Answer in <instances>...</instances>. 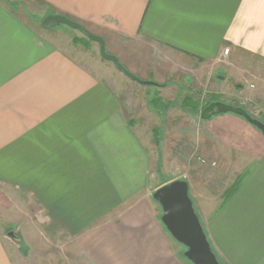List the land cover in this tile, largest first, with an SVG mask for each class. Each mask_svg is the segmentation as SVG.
I'll return each instance as SVG.
<instances>
[{
  "label": "crops",
  "instance_id": "1",
  "mask_svg": "<svg viewBox=\"0 0 264 264\" xmlns=\"http://www.w3.org/2000/svg\"><path fill=\"white\" fill-rule=\"evenodd\" d=\"M26 2L79 22L128 71L166 89L176 61L216 64L226 48L264 58V0H0V207L33 214L45 240L74 243L88 264H187L151 198L152 158L125 96L101 76L122 79L96 42L29 22ZM247 123L232 113L205 122L213 150L236 143L254 157L232 194L201 206L225 264H264V136ZM0 264H14L1 234Z\"/></svg>",
  "mask_w": 264,
  "mask_h": 264
},
{
  "label": "rangeland",
  "instance_id": "2",
  "mask_svg": "<svg viewBox=\"0 0 264 264\" xmlns=\"http://www.w3.org/2000/svg\"><path fill=\"white\" fill-rule=\"evenodd\" d=\"M25 6L27 20L39 29L45 8L38 3L26 2ZM53 29H64L83 37L78 30L64 24ZM94 45L99 55L98 45ZM235 54V58L225 55L223 61L216 64L199 63L191 67L176 61L171 65L173 72L170 79L178 80L177 84H168L166 89L130 80L110 61L98 56V60L106 63L112 73L124 82L116 77L112 80L109 72L101 76L115 82L116 90L125 96L123 107L126 117L152 158L151 188L186 178L195 210L203 219L206 214L201 206L205 205V197L219 201L235 178L254 162V157L243 156L236 143H232L227 150H213L207 145L204 142L206 138H212L209 139L211 143H216L218 139L205 132L207 120L200 118V106L209 100L238 105L264 123V58L257 54ZM158 60L161 65L165 64V58L160 56L152 64L153 67L159 65ZM223 133L222 136L227 137ZM201 169L208 177L200 176ZM17 208L8 210L7 207H0V234L14 264H88L74 243L63 246L51 244L40 235L33 214L21 208L19 212ZM170 238L183 260L192 264L183 255L184 246Z\"/></svg>",
  "mask_w": 264,
  "mask_h": 264
},
{
  "label": "water",
  "instance_id": "3",
  "mask_svg": "<svg viewBox=\"0 0 264 264\" xmlns=\"http://www.w3.org/2000/svg\"><path fill=\"white\" fill-rule=\"evenodd\" d=\"M60 24L76 29L87 39L96 42L100 56L112 62L114 67L129 79L143 85H157L153 81L141 79L128 71L115 55L106 51L103 38L91 33L79 22L61 14H48L40 22V26L46 30ZM222 113H232L244 118L264 136V123L253 118L240 106L213 101L200 111L199 116L203 120H208L212 116ZM152 199L161 208V223L170 236L184 246L183 255L189 262L192 264H221L195 210L193 200L189 194V184L185 179H174L160 185L153 191ZM9 234L18 239L12 232Z\"/></svg>",
  "mask_w": 264,
  "mask_h": 264
},
{
  "label": "trees",
  "instance_id": "4",
  "mask_svg": "<svg viewBox=\"0 0 264 264\" xmlns=\"http://www.w3.org/2000/svg\"><path fill=\"white\" fill-rule=\"evenodd\" d=\"M46 16V15H45ZM43 19V18H42ZM163 85H165V84H163ZM163 85H159V86H163ZM214 100H209V101H207V102H205L202 106H200V111L206 106V105H208L209 103H211V102H213ZM236 106V105H235ZM238 106V105H237ZM238 183H239V180H237V181H235V183L229 188V189H227V191H226V196L228 197L230 194H232L233 193V191L235 190V188L238 186ZM226 197V198H227ZM213 248V247H212ZM214 250V249H213ZM214 252H215V250H214ZM215 254H216V252H215ZM217 255V254H216ZM217 258L219 259V261H220V263L221 264H225L221 259H220V257L217 255Z\"/></svg>",
  "mask_w": 264,
  "mask_h": 264
},
{
  "label": "built area",
  "instance_id": "5",
  "mask_svg": "<svg viewBox=\"0 0 264 264\" xmlns=\"http://www.w3.org/2000/svg\"><path fill=\"white\" fill-rule=\"evenodd\" d=\"M229 52V50L226 48L224 49V55H226L227 53ZM251 114V113H250ZM252 114H255V113H252Z\"/></svg>",
  "mask_w": 264,
  "mask_h": 264
}]
</instances>
